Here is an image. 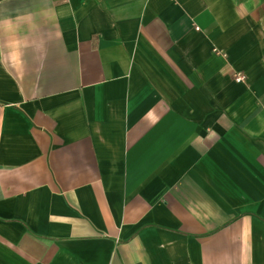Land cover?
I'll return each mask as SVG.
<instances>
[{
	"label": "crops",
	"instance_id": "obj_1",
	"mask_svg": "<svg viewBox=\"0 0 264 264\" xmlns=\"http://www.w3.org/2000/svg\"><path fill=\"white\" fill-rule=\"evenodd\" d=\"M52 4L0 60V264H264V0Z\"/></svg>",
	"mask_w": 264,
	"mask_h": 264
},
{
	"label": "clouds",
	"instance_id": "obj_2",
	"mask_svg": "<svg viewBox=\"0 0 264 264\" xmlns=\"http://www.w3.org/2000/svg\"><path fill=\"white\" fill-rule=\"evenodd\" d=\"M7 0H0V4ZM56 20L52 0H37L32 6L15 9L0 8V60L24 62L27 50L34 56L41 55L47 48V31Z\"/></svg>",
	"mask_w": 264,
	"mask_h": 264
},
{
	"label": "built area",
	"instance_id": "obj_3",
	"mask_svg": "<svg viewBox=\"0 0 264 264\" xmlns=\"http://www.w3.org/2000/svg\"><path fill=\"white\" fill-rule=\"evenodd\" d=\"M235 80H236L237 82H244V81L246 80V76L243 75V74H237V75L235 76Z\"/></svg>",
	"mask_w": 264,
	"mask_h": 264
}]
</instances>
